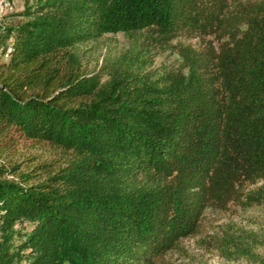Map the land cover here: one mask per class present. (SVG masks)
I'll return each mask as SVG.
<instances>
[{
	"label": "trees",
	"instance_id": "16d2710c",
	"mask_svg": "<svg viewBox=\"0 0 264 264\" xmlns=\"http://www.w3.org/2000/svg\"><path fill=\"white\" fill-rule=\"evenodd\" d=\"M5 15L0 152L31 140L62 161L0 163V264H160L207 210L264 207V0H24ZM118 33L128 45L89 70L82 46ZM167 51L179 65L153 67ZM204 241L264 263V235Z\"/></svg>",
	"mask_w": 264,
	"mask_h": 264
},
{
	"label": "rangeland",
	"instance_id": "374dc122",
	"mask_svg": "<svg viewBox=\"0 0 264 264\" xmlns=\"http://www.w3.org/2000/svg\"><path fill=\"white\" fill-rule=\"evenodd\" d=\"M10 2L11 7L8 11L20 10L24 4V0H10ZM9 20L6 15L0 16V24ZM185 41L191 40L185 39ZM127 45L128 41L122 33L108 34L82 46V60L89 70H97L107 56L119 53ZM179 63V56L167 51L157 55L153 67L179 65ZM61 161L60 154L49 145L31 140H21L18 144L0 152V163L8 167L18 165L20 171H28L38 163H46L48 167H56ZM8 177L19 180L17 174H9ZM228 226L264 235V207L256 205L243 208L233 205L227 211L207 210L200 233L183 238L177 248L164 256L160 264H264L244 256L229 260L218 249L204 241L205 239L208 241L212 234L220 232L222 228ZM254 251L264 259L263 246L256 247Z\"/></svg>",
	"mask_w": 264,
	"mask_h": 264
},
{
	"label": "bare ground",
	"instance_id": "6f19581e",
	"mask_svg": "<svg viewBox=\"0 0 264 264\" xmlns=\"http://www.w3.org/2000/svg\"><path fill=\"white\" fill-rule=\"evenodd\" d=\"M3 5L0 6V16H4L7 12L8 9L11 7V2L10 0H0Z\"/></svg>",
	"mask_w": 264,
	"mask_h": 264
},
{
	"label": "built area",
	"instance_id": "2783aa9c",
	"mask_svg": "<svg viewBox=\"0 0 264 264\" xmlns=\"http://www.w3.org/2000/svg\"><path fill=\"white\" fill-rule=\"evenodd\" d=\"M3 5L2 2H0V6Z\"/></svg>",
	"mask_w": 264,
	"mask_h": 264
}]
</instances>
